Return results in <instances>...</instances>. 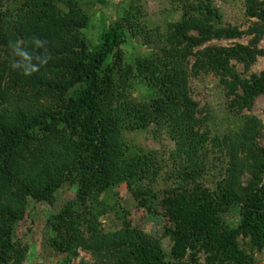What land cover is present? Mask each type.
I'll use <instances>...</instances> for the list:
<instances>
[{
  "label": "trees",
  "instance_id": "16d2710c",
  "mask_svg": "<svg viewBox=\"0 0 264 264\" xmlns=\"http://www.w3.org/2000/svg\"><path fill=\"white\" fill-rule=\"evenodd\" d=\"M13 8L4 10V3ZM84 0H0V264H19L14 231L30 198L48 201L64 184L77 186L69 202L47 223L49 245L68 252L76 241L91 254L92 264H256L242 250L240 237L264 251V126L245 116L238 131L225 137L229 165L212 199L196 201L168 189L154 188L166 165L158 152L133 150L126 132L164 127L176 144L169 158L171 179L196 182L208 168L210 134L191 97L190 64L193 49L212 39H235L237 28H221V15L212 0H172L182 11L180 22L151 30L138 0H131L123 17L90 52L84 31L89 16ZM246 13L257 18L247 34L250 46L206 49L193 65L225 78L227 98L238 114L250 110L264 95V72L240 77L231 60L253 65L264 51V0H246ZM196 34V35H194ZM127 38L140 39L152 54L137 64L151 100L133 95L136 69L125 63L121 47ZM110 58L114 62L107 64ZM251 176L246 186L242 178ZM114 179L125 184L143 207L158 200L174 226L170 256L162 243L128 221L118 202L100 200L96 192ZM239 207L238 228L224 216ZM115 213L121 235L109 237L101 218ZM85 227V232L81 227Z\"/></svg>",
  "mask_w": 264,
  "mask_h": 264
},
{
  "label": "rangeland",
  "instance_id": "374dc122",
  "mask_svg": "<svg viewBox=\"0 0 264 264\" xmlns=\"http://www.w3.org/2000/svg\"><path fill=\"white\" fill-rule=\"evenodd\" d=\"M146 14V22L151 30H165L171 24L181 21V7L172 0H138ZM219 11L222 21L221 28L234 27L244 35L235 39H212L195 47L193 54L188 58L190 64V89L191 97L197 104L199 117L204 121L205 130L210 134L208 144V168L202 177L196 182L183 183L171 179L173 164L169 158L176 150V144L164 127L153 123L147 130L126 132L125 142L133 150L158 152L166 165V173L163 174L154 188L155 193L162 195L170 188L178 190L184 196L196 201L212 199L222 181L229 165V158L225 148V137L238 131L242 126L243 118L249 116L259 120L264 126V95L257 97L250 110H244L242 114L233 111L227 98L225 78L217 72L196 71L193 67L199 54L206 49L226 50L236 46H250L253 35L247 34L249 28L259 22L257 18H250L246 13V0H212ZM263 1V0H260ZM131 0H84L82 6L89 16V26L84 31L90 52L95 53L101 45V39L105 32L112 29L122 19L123 14ZM4 10L13 8V4L5 2ZM196 35V34H194ZM257 48L264 51V37ZM125 63L136 69L132 95L140 103H148L151 98L148 86L140 73L137 72V64L140 60L149 57L152 50L140 39L127 38L121 47ZM0 51V63L2 62ZM114 58H110L107 64L111 65ZM230 66L243 79H250L253 75L264 72V56L257 58L249 68L237 60H231ZM259 144L264 147L263 136ZM251 180L249 174L242 178L246 186ZM108 188L96 192V196L113 205L118 202L125 212H128V221L149 238L157 239L162 243L166 255L169 257L172 241L168 230L174 226V218L161 208L158 200L147 202L146 207L141 206L133 197L125 184H118L116 180L106 181ZM78 188L70 183L64 184L48 201H36L29 199L27 213L24 219L16 224H10L14 231L16 244V257L19 264H92L91 254L83 251L76 241L68 252L57 251L49 245L51 232L47 228L48 220L59 213L69 202L75 201ZM225 223L232 228H238L242 221V213L239 207L232 208L224 216ZM101 223L109 237L117 239L121 235L122 220L115 213H109L101 218ZM85 232V227H81ZM242 250L252 255L256 264H264V251L255 249L249 239L240 237ZM203 255H199L198 264H205Z\"/></svg>",
  "mask_w": 264,
  "mask_h": 264
}]
</instances>
